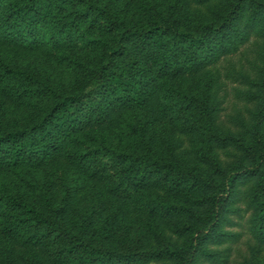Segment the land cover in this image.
<instances>
[{
    "label": "trees",
    "instance_id": "1",
    "mask_svg": "<svg viewBox=\"0 0 264 264\" xmlns=\"http://www.w3.org/2000/svg\"><path fill=\"white\" fill-rule=\"evenodd\" d=\"M251 38L264 0H0V264L215 261L238 201L256 242L242 264H264V70L237 131L215 94L214 66ZM40 51L75 74L9 54ZM40 167L72 181H30Z\"/></svg>",
    "mask_w": 264,
    "mask_h": 264
},
{
    "label": "rangeland",
    "instance_id": "2",
    "mask_svg": "<svg viewBox=\"0 0 264 264\" xmlns=\"http://www.w3.org/2000/svg\"><path fill=\"white\" fill-rule=\"evenodd\" d=\"M136 1L128 0L131 4ZM9 54L15 57L23 67L52 80L68 82L72 74H75V70L69 67L68 60L64 56L50 59L45 57L41 51L24 52L19 55H13L9 52ZM67 55L81 58L86 55V52L77 49ZM263 70L264 42L256 38H251L249 42L241 46L237 53L223 58L214 66V71L219 76L215 94L219 108V123L222 126L237 131L240 124L249 118V113L253 109L254 103L248 100L247 92L257 90L253 83L261 78ZM33 112L29 107L20 106L19 108H10L4 115L7 120H14L15 118H27ZM71 172L74 174L73 171ZM62 173L59 167H40L29 179L36 184L46 181L50 187L53 183L52 186L55 189H59L63 182L72 181L71 177L66 178ZM18 182H10L9 186L19 188V190L28 194L36 195L38 193L33 186L25 183V181L21 180ZM0 185H2V182H0ZM85 190L86 192L82 193V197L88 198V187ZM236 206L237 211L229 214L231 222L226 223L223 227L233 236L219 245H213L212 248L219 251L218 259L210 262L204 261L203 264H242L246 258L251 256L252 251L256 249L254 247L256 245L255 239L249 231L250 210L241 201H238ZM168 222L166 225L170 227L171 224ZM139 238L147 240V238L151 239V236ZM258 255L264 257V247L260 249Z\"/></svg>",
    "mask_w": 264,
    "mask_h": 264
}]
</instances>
